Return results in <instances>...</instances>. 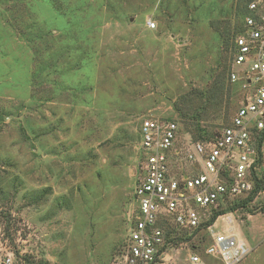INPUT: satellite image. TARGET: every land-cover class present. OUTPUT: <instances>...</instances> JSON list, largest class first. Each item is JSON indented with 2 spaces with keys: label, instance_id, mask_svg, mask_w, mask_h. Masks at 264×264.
I'll return each instance as SVG.
<instances>
[{
  "label": "rangeland",
  "instance_id": "obj_1",
  "mask_svg": "<svg viewBox=\"0 0 264 264\" xmlns=\"http://www.w3.org/2000/svg\"><path fill=\"white\" fill-rule=\"evenodd\" d=\"M243 13V0H0V264H126L141 124L177 122L171 172L195 170L197 142L175 107L217 75L228 81ZM227 84L207 132L231 125L253 92ZM249 196L214 208L228 213L213 230L248 244L238 264H264V191L230 211ZM177 232L168 264H224L207 253V228Z\"/></svg>",
  "mask_w": 264,
  "mask_h": 264
},
{
  "label": "built area",
  "instance_id": "obj_2",
  "mask_svg": "<svg viewBox=\"0 0 264 264\" xmlns=\"http://www.w3.org/2000/svg\"><path fill=\"white\" fill-rule=\"evenodd\" d=\"M243 8V32L234 39L230 80L243 81L253 92L214 141L193 144L188 159L201 171L173 177L172 159L179 155L177 122L145 119L141 124L140 148L146 158L135 191L138 208L123 256L126 264H168L162 223L193 234L211 219L214 208L250 195L256 179L264 175V0H243ZM148 25L156 28L151 20ZM235 66L244 68L241 76ZM207 229L214 240L208 255L238 264L250 254L244 240L216 233L213 225ZM191 260L201 261L198 255Z\"/></svg>",
  "mask_w": 264,
  "mask_h": 264
},
{
  "label": "trees",
  "instance_id": "obj_3",
  "mask_svg": "<svg viewBox=\"0 0 264 264\" xmlns=\"http://www.w3.org/2000/svg\"><path fill=\"white\" fill-rule=\"evenodd\" d=\"M230 39L229 35L224 36L225 43ZM225 75H217L213 86L206 90H193L190 94L185 95L179 104H176V110L181 119L186 122L188 131L191 133L193 141L195 142H212L220 134L210 133L201 127L202 120L207 118V112L210 107L221 103L227 89V82H230V72H228V81L225 80ZM238 110V109H237ZM230 126V125H228ZM227 126V127H228ZM225 127V128H227ZM223 128V130L225 129ZM262 143V142H261ZM264 191V175L260 179H256L255 189L245 200L241 201L239 204H234L230 207V211H234L237 208L247 206L248 203L255 200L259 193ZM228 212L225 210H215L212 213L211 219L203 225L207 228L215 224V222L223 215ZM262 213H264V208H262ZM161 227L166 229L168 236V244L177 243L180 238L172 237V233L178 232L168 223H162ZM27 264H51L47 260H40L36 263L28 262Z\"/></svg>",
  "mask_w": 264,
  "mask_h": 264
}]
</instances>
